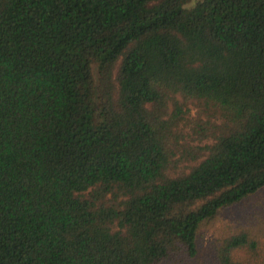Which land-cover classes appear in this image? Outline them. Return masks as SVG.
<instances>
[{"label": "trees", "instance_id": "16d2710c", "mask_svg": "<svg viewBox=\"0 0 264 264\" xmlns=\"http://www.w3.org/2000/svg\"><path fill=\"white\" fill-rule=\"evenodd\" d=\"M264 0H0V264H264Z\"/></svg>", "mask_w": 264, "mask_h": 264}, {"label": "rangeland", "instance_id": "374dc122", "mask_svg": "<svg viewBox=\"0 0 264 264\" xmlns=\"http://www.w3.org/2000/svg\"><path fill=\"white\" fill-rule=\"evenodd\" d=\"M264 201V189L260 190L256 194L250 196L247 200H245L243 203L238 204L237 206L228 208L220 213V215L215 220L214 224L209 226L204 231V241L202 243L203 246H206L207 239L210 238V236L213 234V232L220 228L221 225H226L232 222H239L240 225L244 224H255V220L257 215H253L251 217V220H246V214L249 211L253 210L254 205L260 204Z\"/></svg>", "mask_w": 264, "mask_h": 264}]
</instances>
